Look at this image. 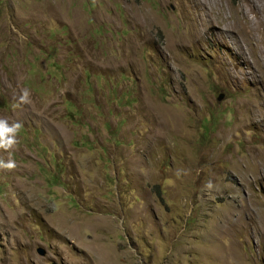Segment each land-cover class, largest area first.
<instances>
[{"label":"rangeland","instance_id":"rangeland-1","mask_svg":"<svg viewBox=\"0 0 264 264\" xmlns=\"http://www.w3.org/2000/svg\"><path fill=\"white\" fill-rule=\"evenodd\" d=\"M263 69L264 0H0V264H264Z\"/></svg>","mask_w":264,"mask_h":264},{"label":"clouds","instance_id":"clouds-1","mask_svg":"<svg viewBox=\"0 0 264 264\" xmlns=\"http://www.w3.org/2000/svg\"><path fill=\"white\" fill-rule=\"evenodd\" d=\"M28 92L25 91L21 97L22 102H26ZM23 127L20 122H9L7 119L0 118V149L9 151L14 149L18 144V133ZM17 167L16 162L13 159L5 161L0 158V170L11 171ZM211 184L209 183V187Z\"/></svg>","mask_w":264,"mask_h":264},{"label":"bare ground","instance_id":"bare-ground-1","mask_svg":"<svg viewBox=\"0 0 264 264\" xmlns=\"http://www.w3.org/2000/svg\"><path fill=\"white\" fill-rule=\"evenodd\" d=\"M253 31V30H252ZM261 32H262V30H261ZM253 35H254V33H250V36H249V43L250 42H253L254 41V39L252 38L253 37ZM257 39V38H256ZM246 41V40H245ZM259 43H262V41L259 39L258 41H257V45L259 46L260 44ZM248 46V45H247ZM262 73H263V75H264V69H263V71H262Z\"/></svg>","mask_w":264,"mask_h":264},{"label":"water","instance_id":"water-1","mask_svg":"<svg viewBox=\"0 0 264 264\" xmlns=\"http://www.w3.org/2000/svg\"><path fill=\"white\" fill-rule=\"evenodd\" d=\"M219 100H221V97L219 98ZM40 254L43 255L44 251L43 250H39Z\"/></svg>","mask_w":264,"mask_h":264}]
</instances>
